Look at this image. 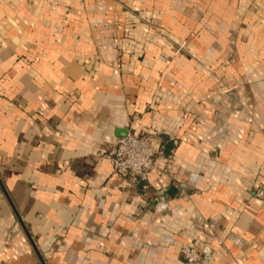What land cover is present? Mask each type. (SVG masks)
Wrapping results in <instances>:
<instances>
[{
    "label": "crops",
    "instance_id": "0c3cea01",
    "mask_svg": "<svg viewBox=\"0 0 264 264\" xmlns=\"http://www.w3.org/2000/svg\"><path fill=\"white\" fill-rule=\"evenodd\" d=\"M260 185L264 0H0V264H264Z\"/></svg>",
    "mask_w": 264,
    "mask_h": 264
},
{
    "label": "built area",
    "instance_id": "2783aa9c",
    "mask_svg": "<svg viewBox=\"0 0 264 264\" xmlns=\"http://www.w3.org/2000/svg\"><path fill=\"white\" fill-rule=\"evenodd\" d=\"M139 124V118L134 117L126 135L120 137L103 155L112 165L113 177L126 179L132 186L147 182L152 171L158 168V157L163 155L150 136L135 130ZM255 196L264 199V185L258 187ZM215 223L207 226L208 229L212 230ZM220 245H223L222 241ZM211 253V247L205 244L185 245L181 249V257L186 264H201Z\"/></svg>",
    "mask_w": 264,
    "mask_h": 264
}]
</instances>
